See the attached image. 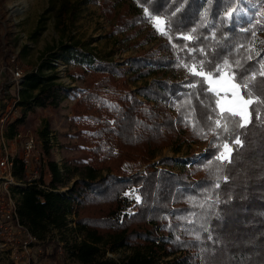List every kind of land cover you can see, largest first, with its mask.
Returning <instances> with one entry per match:
<instances>
[{
    "label": "trees",
    "instance_id": "16d2710c",
    "mask_svg": "<svg viewBox=\"0 0 264 264\" xmlns=\"http://www.w3.org/2000/svg\"><path fill=\"white\" fill-rule=\"evenodd\" d=\"M51 1L48 12H55L59 29L66 33L67 24L77 20L80 3L59 0L58 6V0ZM116 2L124 5L128 16L121 15L114 32L138 19L146 22L145 10L150 18L159 14L167 35L159 48L130 58L127 68L112 59L113 54L100 57L89 44L71 36L52 49V56L36 71L25 75L16 104L23 113L20 119L10 120V140L19 134L18 125L25 121L27 112L57 109L70 94L72 88L60 82L56 72L54 62L60 59L73 62L79 68L77 75L91 76L90 88L81 93L75 105L78 121L83 127L91 126V131L86 174L73 183L75 173L51 158L50 127L41 131L42 152L38 164L33 161L40 181L18 189L23 224L47 245L58 232L55 264H264V126L252 112L250 122L235 129L241 133V144L232 147L231 162H224L220 186L214 187L217 176L209 174L203 161L216 152V135L207 133L203 139L191 126L195 121L197 129L207 132L211 122L205 117L211 114L214 93L206 91L209 85L202 83L203 76L188 70L193 66L199 70L203 62L207 72L223 60L230 64L239 60L240 67L233 66L237 73L234 82L238 81L256 64V52L264 57V50L258 49L264 34V14H260L264 0H247L239 23L227 18L226 5L220 0H185L179 8V0ZM99 3L105 14L115 15L112 0ZM152 35L155 38L157 33L152 30L143 42ZM186 35L192 39H184ZM248 55L253 58L247 59ZM166 72L173 77L164 76ZM162 73L163 77L133 90L132 84ZM262 79L257 75L255 82ZM241 92L243 95V89ZM260 119L264 121V111ZM185 133L194 143L208 144L203 156L193 155L194 161L182 164L179 173L172 169L180 166V160L163 158L153 163L156 151L171 146L180 152ZM125 162H141L146 167L128 173L123 168ZM217 164L213 161V167ZM202 166L205 175L195 179ZM105 170V176H98ZM13 175L17 180H28L20 157L14 160ZM128 192L135 196L129 197ZM60 244L63 254L58 256ZM120 251L130 253L119 259L107 255Z\"/></svg>",
    "mask_w": 264,
    "mask_h": 264
},
{
    "label": "rangeland",
    "instance_id": "374dc122",
    "mask_svg": "<svg viewBox=\"0 0 264 264\" xmlns=\"http://www.w3.org/2000/svg\"><path fill=\"white\" fill-rule=\"evenodd\" d=\"M72 3H77V19L75 24L69 22L67 24L68 31L65 33L59 29L55 18V12L48 9L51 6V0H0V44L3 47V55L0 57V62L6 60V55L14 53L17 55V62L19 67L24 71V74L31 71H36L42 62L52 56L51 50L59 47L61 42H68L72 36L75 41L79 40L83 43L90 45V49L100 56L113 54L112 59L117 61L123 67H129L127 61L142 55L151 50L152 48H159L164 38L165 25L159 24V30L156 20L148 16L147 11L144 10V15L148 18L147 21L138 19L135 24L124 29L120 32H114L116 24L120 21L121 15L125 14V8L122 3L115 4V15L109 16L105 14V10L99 3V0H70ZM55 2V0H54ZM58 0L57 5H60ZM57 6V7H58ZM264 14V7L260 14ZM128 16V15H127ZM74 19V16L71 17ZM41 30L37 33V31ZM126 28V29H125ZM154 30L157 36L150 38L147 43L143 41L148 39L151 31ZM114 33V34H113ZM259 51L264 50V34L258 40ZM56 72L60 77V82L72 88L69 95L65 96L61 105L57 109H37L35 112H27L25 121L18 125V131L22 137L32 136L37 141V156L42 152V139L40 136L46 126L50 127V142L52 145L51 158L59 164L61 168L67 167L73 173L74 178L71 179L73 183L76 179L84 177L86 169L89 165V152H88V138L91 131V126L83 127L75 115V105L82 92L87 91L90 86V74L79 76L77 72L79 68L73 62H67L60 59L54 62ZM81 68H86L81 66ZM196 68V67H195ZM196 70H198L196 68ZM50 73V72H49ZM68 73H75L74 77H69ZM191 73V71H190ZM162 74L152 75L149 78L143 79L140 82L132 84L133 90L142 85H147L155 78L163 77ZM166 77H173L169 72H166ZM184 78L182 75H178ZM227 76L213 77L211 85L209 86L219 89L221 97L230 85L226 84ZM232 83H235L234 80ZM241 91V90H240ZM16 88L13 87L9 96L6 99L0 100V114L4 112L9 106L14 103ZM242 95V92H241ZM231 92L229 91V97ZM141 101H145L140 97ZM9 103V104H8ZM250 106V105H249ZM14 117L12 119H20L22 116L23 108L14 110ZM176 115L175 112H172ZM181 139L185 141L180 152L176 153L173 147H167L162 150L156 151L154 154L153 163H159L163 158H173L180 160V166L174 167L172 170L179 173L182 169V164L192 163L193 155L198 157L203 156L208 148L206 143H194L190 139L188 133L181 135ZM23 140L10 141L8 143L9 150L15 153L16 156H21L23 149ZM232 153V150H231ZM38 164V162H36ZM143 163H129L125 162L123 168L128 173H135L145 169ZM167 169H169L167 167ZM115 171V170H113ZM107 171H101L98 176L103 177ZM205 175L204 167H200L194 178H200ZM48 179V177L46 178ZM65 190V189H64ZM129 197L135 195L128 192ZM136 201L137 198L135 197ZM55 236L53 243L48 244L50 247H55L56 242L60 241V235L57 231L54 232ZM74 235L70 234L73 241ZM61 248V246H59ZM129 251H120L117 254L108 253V257L119 259L124 255L129 254ZM66 264H73L67 262Z\"/></svg>",
    "mask_w": 264,
    "mask_h": 264
},
{
    "label": "built area",
    "instance_id": "2783aa9c",
    "mask_svg": "<svg viewBox=\"0 0 264 264\" xmlns=\"http://www.w3.org/2000/svg\"><path fill=\"white\" fill-rule=\"evenodd\" d=\"M3 51L0 44V57ZM24 77L17 55L13 52L7 54L6 60L0 62V95L6 99L13 87L16 88V93L13 105H8L0 116V264H55L54 247L48 246L46 241L35 236L23 224L19 215L21 193L18 189L40 181L39 172L33 162H39L36 139L32 136L22 137L21 133L12 140L8 138L9 123L15 116L12 109H19L16 104L20 100L19 92ZM16 140L24 141L20 159L27 171L26 182L17 180L13 175L14 160L19 156L13 155L8 143ZM60 246L58 256L63 254V245Z\"/></svg>",
    "mask_w": 264,
    "mask_h": 264
},
{
    "label": "snow or ice",
    "instance_id": "6c2138e0",
    "mask_svg": "<svg viewBox=\"0 0 264 264\" xmlns=\"http://www.w3.org/2000/svg\"><path fill=\"white\" fill-rule=\"evenodd\" d=\"M185 2V0H179L177 8L180 7ZM205 3L210 2V0H204ZM221 5H226L225 10L227 11L228 19H235L239 23L240 17L243 14V5L247 3V0H220ZM239 3V7H234ZM260 7H264V3ZM231 9V10H228ZM259 11V8H257ZM152 19L156 20V24L159 30V24L163 21L159 20V14H157ZM254 19V17H249V20ZM164 34L167 35V30H163ZM195 31V29H191ZM255 37V33H252ZM184 39H192L191 35H186ZM251 51V49L249 50ZM255 55L259 57L256 64L252 68L248 69L245 74L240 76V79L235 83L237 73L233 70V66L236 68L240 67V61L235 60L233 63H229L227 60H223L214 69H209L207 72L204 70L203 62L199 64V70H196L195 66L189 68L188 70L193 72L196 76H203L204 80L202 83H209L213 81L214 75L227 76L226 84L230 85L224 92V96L221 97L220 90L209 86L206 91H211L214 93L212 103L210 105L211 114L205 117V121H210L211 123L207 125V132L204 128L197 129L195 121L191 122L193 131L198 135H201L203 139H207V133H215L216 140L213 141L214 147H216V152L209 156L203 161V166H206L209 170L210 175H216L217 181L214 187L218 188L220 176L219 173L222 170V166L225 161L231 162V150L235 145L241 144L240 135L235 131V129L244 128L251 119V113H256L257 122L264 126V121H261V112L264 111V79H262L258 84L255 82L257 75L264 77V57L260 56L259 52ZM247 59L251 60L252 55H248ZM191 87H196V84H192ZM241 89H243V95H241ZM229 91L231 96L229 97ZM255 105L253 108H249V105ZM112 107V106H110ZM230 126H233L230 131ZM213 161L219 162L215 167H213ZM224 179H227L224 177ZM139 200V197H137ZM203 207V205H200ZM197 240L200 237L197 235L195 237ZM178 239V238H177ZM208 239H211L209 235Z\"/></svg>",
    "mask_w": 264,
    "mask_h": 264
},
{
    "label": "crops",
    "instance_id": "0c3cea01",
    "mask_svg": "<svg viewBox=\"0 0 264 264\" xmlns=\"http://www.w3.org/2000/svg\"><path fill=\"white\" fill-rule=\"evenodd\" d=\"M13 155H14V156H16V154H15V153H13Z\"/></svg>",
    "mask_w": 264,
    "mask_h": 264
},
{
    "label": "water",
    "instance_id": "95a60500",
    "mask_svg": "<svg viewBox=\"0 0 264 264\" xmlns=\"http://www.w3.org/2000/svg\"><path fill=\"white\" fill-rule=\"evenodd\" d=\"M23 82V81H22Z\"/></svg>",
    "mask_w": 264,
    "mask_h": 264
}]
</instances>
